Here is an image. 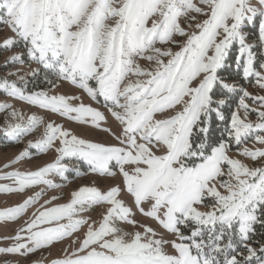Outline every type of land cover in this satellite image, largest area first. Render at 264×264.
<instances>
[{
    "label": "snow or ice",
    "instance_id": "6c2138e0",
    "mask_svg": "<svg viewBox=\"0 0 264 264\" xmlns=\"http://www.w3.org/2000/svg\"><path fill=\"white\" fill-rule=\"evenodd\" d=\"M0 51V93L37 110L0 101V134L26 140L0 168L25 197L0 209L23 220L0 256L264 264V0H0ZM30 150L54 159L17 168ZM72 161L110 183L57 191Z\"/></svg>",
    "mask_w": 264,
    "mask_h": 264
},
{
    "label": "rangeland",
    "instance_id": "374dc122",
    "mask_svg": "<svg viewBox=\"0 0 264 264\" xmlns=\"http://www.w3.org/2000/svg\"><path fill=\"white\" fill-rule=\"evenodd\" d=\"M5 55L7 53H4L3 51H0V65L3 64ZM16 67V66H13ZM27 70V69H25ZM6 69L3 67H0V75H2ZM8 100V102L13 103L18 111H22L24 113H31L37 111L35 108L30 107L29 105L12 100L11 98L6 97L3 93H0V101ZM87 103V101H85ZM41 115H45L48 119L56 120L58 123H63L66 128L73 129L78 135L84 136L89 139L94 140H103L105 139V135L100 132L96 131H90L86 128L77 127L76 124L61 120L59 117L56 116H49L46 113H40ZM3 123V116L0 114V124ZM26 147V140L24 144H14L8 141L3 134H0V168H2L3 164L8 162L9 160L14 159L24 148ZM30 152L33 153L30 159L22 161L20 164L16 165L17 168H20L21 170H36L39 167L45 165L48 162H51L54 159V153H47V154H35V150H30ZM72 164L75 165L77 169H79V174L73 170L71 171L68 176L69 180L62 190H57L62 192L63 194H67L70 192L73 188L76 186L88 184L91 185L94 181L100 186V187H106L110 180L107 179H98L96 176L88 174L84 175L85 172L88 171L87 165L82 164L78 161H72ZM10 183L9 181H2L0 180V184ZM38 190V189H37ZM31 194V193H29ZM53 193H49L51 195ZM23 196L19 194H4L0 193V209H3L5 207H12L15 206L17 203L22 202ZM93 216H98L99 212L94 211L90 213ZM23 223V220L19 221L18 223H8L6 226L4 225L3 221H0V246H4L3 237L5 236H12L15 234V230ZM69 241L65 240L62 243L55 244L51 249L48 250H42L41 252L36 253L33 257H31V260H43L45 264H47V259H51L59 254H61V250L68 246ZM19 259L15 256H0V264H15V261Z\"/></svg>",
    "mask_w": 264,
    "mask_h": 264
}]
</instances>
